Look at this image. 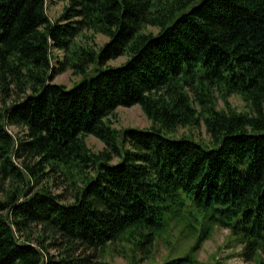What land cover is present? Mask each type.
<instances>
[{
  "label": "trees",
  "instance_id": "16d2710c",
  "mask_svg": "<svg viewBox=\"0 0 264 264\" xmlns=\"http://www.w3.org/2000/svg\"><path fill=\"white\" fill-rule=\"evenodd\" d=\"M53 2L0 0V264H197L216 228L264 264V0ZM135 106L150 128H115ZM181 226L190 252L157 263Z\"/></svg>",
  "mask_w": 264,
  "mask_h": 264
},
{
  "label": "rangeland",
  "instance_id": "374dc122",
  "mask_svg": "<svg viewBox=\"0 0 264 264\" xmlns=\"http://www.w3.org/2000/svg\"><path fill=\"white\" fill-rule=\"evenodd\" d=\"M66 4L55 3L53 0H47V13L50 19L56 21L62 14ZM92 33L89 32L88 36ZM94 41L90 44L94 45L96 49L102 47L108 42V39L102 35H94ZM63 60V53L60 51H53V64L57 66L58 61ZM126 58H120L116 61L110 62V66H121L126 62ZM95 75L89 74L87 79ZM83 81L82 76H74L71 71H67L59 75L55 83L63 85L67 90H71L77 83ZM11 103V100L9 101ZM232 105L239 112H246L248 109L245 107L244 102L240 97L235 96L231 99ZM221 106L223 105L220 102ZM4 107L3 94L0 89V110ZM117 120H113L115 128L122 130L126 128H139L141 130L148 129L151 126L150 121L142 113L140 107L135 106L130 109H119L117 111ZM10 133L17 139L23 137V132L20 129L9 128ZM191 135L196 141L207 143L209 137L206 130L202 127L200 129H180L176 134V137L183 135ZM87 144L89 148L94 152L102 151L105 146L97 139L93 137L87 138ZM65 188L55 190L57 195H64V201L69 200V193L64 191ZM184 227L179 228L172 227L168 233L164 236V239H160L155 249V260L157 263H162L165 260L177 259L185 256L190 252V249L195 244V238L187 239L185 237ZM242 247L237 246L235 240L230 236V232L223 229L216 228L210 239H208L202 249L196 255L197 264H255L251 262H245L241 258ZM107 262L110 264H129L124 258L107 256Z\"/></svg>",
  "mask_w": 264,
  "mask_h": 264
}]
</instances>
